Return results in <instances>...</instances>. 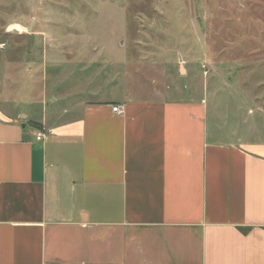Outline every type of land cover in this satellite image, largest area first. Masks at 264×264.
Segmentation results:
<instances>
[{"label": "crops", "instance_id": "crops-1", "mask_svg": "<svg viewBox=\"0 0 264 264\" xmlns=\"http://www.w3.org/2000/svg\"><path fill=\"white\" fill-rule=\"evenodd\" d=\"M161 93L66 105L43 85L39 115L0 92V264H264V139Z\"/></svg>", "mask_w": 264, "mask_h": 264}, {"label": "rangeland", "instance_id": "rangeland-1", "mask_svg": "<svg viewBox=\"0 0 264 264\" xmlns=\"http://www.w3.org/2000/svg\"><path fill=\"white\" fill-rule=\"evenodd\" d=\"M2 43L0 92L27 112L43 85L66 105L166 90L205 95L220 139H264V0H0Z\"/></svg>", "mask_w": 264, "mask_h": 264}, {"label": "built area", "instance_id": "built-area-1", "mask_svg": "<svg viewBox=\"0 0 264 264\" xmlns=\"http://www.w3.org/2000/svg\"><path fill=\"white\" fill-rule=\"evenodd\" d=\"M2 47H5V44H3ZM114 111L117 112L118 114H121L123 113L124 110L122 107L118 106L114 108ZM41 139H42V135L38 137V140H41Z\"/></svg>", "mask_w": 264, "mask_h": 264}]
</instances>
